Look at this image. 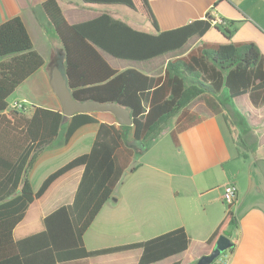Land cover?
I'll return each instance as SVG.
<instances>
[{
    "label": "trees",
    "instance_id": "trees-1",
    "mask_svg": "<svg viewBox=\"0 0 264 264\" xmlns=\"http://www.w3.org/2000/svg\"><path fill=\"white\" fill-rule=\"evenodd\" d=\"M82 1L126 6L155 28V32L141 31L110 13L70 24L58 0L43 3L65 49V74L74 98L117 102L130 110L132 125L99 122L93 113L65 117L59 110L42 106L10 108L9 97L45 65V59L35 49L20 16L0 24V264H64L134 250L142 251L138 264H156L185 252L191 240L183 227L147 240L94 250L85 247L84 235L111 199L114 187L133 170L135 155L146 150V140L161 122L179 112L171 131L178 145L182 132L205 119L191 109V99L213 114L223 111L224 91L231 98L249 94L256 107L264 105V54L254 42L230 41L235 31L233 20L222 19L218 26L227 43L202 42L177 55L190 39L202 38L211 30L213 16L163 31L149 0ZM175 54L164 71L155 75L133 67L120 71L106 59L146 62ZM65 122V144L83 126L99 124L92 149L49 174L35 191L26 171L54 144ZM79 167L84 171L74 201L47 215L42 231L15 239L14 230L30 205L57 179ZM233 206L228 205L224 219L208 240L213 247L220 236L230 237L237 228Z\"/></svg>",
    "mask_w": 264,
    "mask_h": 264
},
{
    "label": "crops",
    "instance_id": "crops-1",
    "mask_svg": "<svg viewBox=\"0 0 264 264\" xmlns=\"http://www.w3.org/2000/svg\"><path fill=\"white\" fill-rule=\"evenodd\" d=\"M45 1L0 0V24L20 16L35 49L45 59V65L15 91H23L25 99L15 97V93L9 97L10 108L13 102L21 101L26 106L31 104L29 109L42 106L62 112L60 99L51 85V77L56 66L65 73V49L43 9ZM58 1L70 24L89 21L103 13H110L131 26L132 21L141 22L131 14V9L123 5H92L82 0ZM149 1L163 31L206 18L210 14L218 20L235 22L231 42H254L264 54V0ZM142 23L146 28H151L144 31L155 32L147 19ZM219 25L213 23L204 37L190 39L185 50L177 55L186 54L202 42L227 43L229 40L218 29ZM177 55L165 56L162 64V58H159L139 62L141 66L133 68L155 75L156 68L164 66L158 73L161 74L168 60ZM106 59L117 70L129 68L127 65L115 64L127 63L125 60L110 56H106ZM221 97L223 111L213 114L205 109L202 114L205 119L182 132L178 137V145L174 144L172 138L168 140L176 119L168 131H164L165 124L150 134L145 142L146 150L138 151L134 157L133 170L125 173L114 187L111 199L86 231L84 244L88 250L143 241L183 227L191 240L189 248L156 264H196L213 249V244L208 243V240L227 211L223 200L224 187L228 183H235L238 201L233 210L237 228L232 231L230 239H236L237 243L233 251L229 250L232 253L230 264H264V105L256 107L249 94L231 98L224 91ZM93 116L99 122L117 124L111 113L93 112ZM67 124L65 122L60 136L62 133L64 135ZM98 129L97 123L85 125L68 144L64 143V137L60 140L59 136L51 147L38 155L34 163L52 158L84 140L87 142L85 151L79 155L90 152ZM129 139L132 140V134ZM33 164L25 177L37 191L52 172L43 175L35 189L32 174L36 166ZM83 171L84 168L79 167L66 173L41 198L34 201L24 220L15 228V239L42 231L43 220L47 215L61 206L71 204ZM145 229L150 230L149 235H144ZM141 254V250H134L64 264H138Z\"/></svg>",
    "mask_w": 264,
    "mask_h": 264
},
{
    "label": "water",
    "instance_id": "water-1",
    "mask_svg": "<svg viewBox=\"0 0 264 264\" xmlns=\"http://www.w3.org/2000/svg\"><path fill=\"white\" fill-rule=\"evenodd\" d=\"M51 85L53 91L60 99L62 113L65 117H72L79 113L103 112L111 113L118 125H132L130 110L117 102H101L94 99L81 101L75 99L69 87L67 75L58 66L53 69ZM235 245V242L230 237L222 235L214 244L212 251L207 255H203L196 264H213L225 250L232 249Z\"/></svg>",
    "mask_w": 264,
    "mask_h": 264
},
{
    "label": "rangeland",
    "instance_id": "rangeland-1",
    "mask_svg": "<svg viewBox=\"0 0 264 264\" xmlns=\"http://www.w3.org/2000/svg\"><path fill=\"white\" fill-rule=\"evenodd\" d=\"M131 14H133L135 17H137L139 20H141V22L139 21H132L131 23H133L132 27H135V29H138V30H141V31H144V29H151L150 27L146 28L144 26V24L142 22H145V19L141 17V15H138V14H135L133 13L132 11H130ZM130 25V24H129ZM165 59L166 57L162 58L161 59V64L165 62ZM112 60V59H111ZM112 62L114 63V61L112 60ZM116 65H122V66H126L127 67H137V66H141V64L139 62H133V61H127V63H115ZM164 65V64H163ZM163 67H160V68H156V73L155 74H158L160 73L162 70H163ZM25 86V85H24ZM15 97H19V98H23L25 99L24 97V93L23 91L19 90L17 92H15ZM26 103H30L29 101L25 100ZM31 104H28V106L30 107ZM190 107L191 109L196 112L198 115H202L206 109V107L199 103L198 100L196 99H191L190 100ZM179 112H175L173 113L172 115H170L169 117H167L166 121H163L160 123V127L165 125L166 124V129L164 131H168V129H170V124H172L174 122V120L176 119V117L178 116ZM166 133V132H165ZM131 132L129 133V136H130ZM63 133L62 135L59 137L60 140H63ZM86 139V138H85ZM168 140H171V137L168 136ZM63 142V141H62ZM87 142L84 140L83 142L79 141L78 143L76 144H73L70 148L64 150L63 152H60L59 154H57L56 156H53L52 158H49V159H40V162L37 163L33 166L34 169H33V174H32V182H33V185H34V188L37 189L38 188V183H39V180L40 178L43 176V175H46L48 173H51L55 170H57L59 167L63 166L64 164L68 163L70 160H72L73 158H75L76 156H78L79 154L83 153L85 150V144ZM169 144V143H168ZM64 145V144H62ZM225 205V206H224ZM224 207L228 208V204L224 202ZM149 229H145V232H144V235H149L150 232ZM122 244V243H121ZM120 245V244H119Z\"/></svg>",
    "mask_w": 264,
    "mask_h": 264
},
{
    "label": "built area",
    "instance_id": "built-area-1",
    "mask_svg": "<svg viewBox=\"0 0 264 264\" xmlns=\"http://www.w3.org/2000/svg\"><path fill=\"white\" fill-rule=\"evenodd\" d=\"M223 22L222 19L215 18L213 23L221 24ZM13 108L16 109H25L26 105L21 101H15L12 104ZM223 200L228 205L235 204L238 201V187L235 183H228L224 187L223 192ZM230 249L225 250L215 261L213 264H230L232 259V253L229 251Z\"/></svg>",
    "mask_w": 264,
    "mask_h": 264
}]
</instances>
